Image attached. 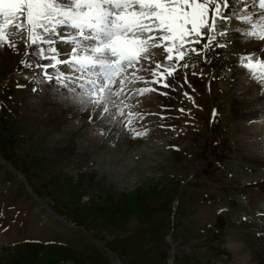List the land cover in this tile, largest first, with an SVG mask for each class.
Returning <instances> with one entry per match:
<instances>
[{
    "label": "rangeland",
    "instance_id": "rangeland-1",
    "mask_svg": "<svg viewBox=\"0 0 264 264\" xmlns=\"http://www.w3.org/2000/svg\"><path fill=\"white\" fill-rule=\"evenodd\" d=\"M44 1L27 3L36 10ZM24 4L12 2L19 18L26 11ZM33 18L31 38L36 39L48 26L39 16ZM24 23L5 24L0 40V264H243L236 245L228 241L232 232L226 211L250 195L260 196L263 185L246 183L254 180V173L237 175L231 101L219 88L232 69L229 61L242 62L249 55L229 48L220 17L204 26L201 44L182 47L179 42L174 50L182 60L166 62L168 68H178L174 106L168 104L172 121L177 120L167 135L165 145L170 147L136 157L139 174L132 183L117 181L111 169L97 171L92 162L86 166L67 142L60 154L39 134L37 126L47 121L30 115L44 110L53 98L33 99L30 93L44 89L36 67L48 49L34 43L29 49L31 38L22 35ZM193 46L199 51H192ZM53 48L59 54L68 49L61 42ZM251 57L257 61L258 55ZM21 64L32 70L24 76L28 82L21 75L25 72L16 71ZM193 66L203 76L192 75ZM121 82L130 86L128 80ZM213 109L215 120L210 119ZM156 122L149 126L158 127ZM173 148L184 153L169 154ZM118 151L110 149L107 159L118 158L113 157Z\"/></svg>",
    "mask_w": 264,
    "mask_h": 264
},
{
    "label": "bare ground",
    "instance_id": "bare-ground-1",
    "mask_svg": "<svg viewBox=\"0 0 264 264\" xmlns=\"http://www.w3.org/2000/svg\"><path fill=\"white\" fill-rule=\"evenodd\" d=\"M13 1L0 0V40L5 38L4 25L13 22H25L23 39L31 38L34 33L33 11L38 12L40 22L48 26L29 42V49L33 43L41 50L48 49L36 67L44 79V89L38 94L30 93L33 99L53 98L44 110L30 115L32 120L47 121L46 125L40 123L37 126L41 127L39 134L46 137L50 147L61 151L60 154L67 142L78 156L84 158L86 166L92 162L97 171L111 169L117 181L132 183L139 174L135 158H145L152 151L164 149L172 129L169 126L177 122L172 121L175 116L168 106H174L178 84L175 76L167 80L170 88L159 87L155 81L161 75H169L166 62L179 41L166 40L168 31L157 30L158 25L151 18L152 6L137 0H130L127 9L118 8L109 0H45L36 10L25 0L26 11L20 18L13 11ZM206 2L208 22L211 25L213 19L220 17L229 48H241V55L244 52L251 56L257 54L258 62L264 60V0ZM217 9L218 16L214 14ZM124 10L143 13L144 19L129 30L132 43L127 52L115 56L104 47L110 36L105 37L101 28L107 27L110 33L120 34L111 28V14ZM98 15L106 25L97 23ZM58 42L68 48H63L66 53L59 54L53 48ZM229 62L232 69L219 91L228 95L231 101L230 123L239 155L237 175L254 173V180L246 183H261L263 188L260 196L257 193L250 195L246 202L234 203L226 211L232 232L228 241L236 245L240 263L264 264V75L260 69L249 70L237 59ZM44 65L48 66L47 75ZM16 71L25 72L21 75L28 82L24 76L32 72L29 67L21 64ZM122 80H128L130 86L123 84ZM99 86L103 89L97 90ZM35 105V101L29 104L32 110L31 106ZM161 116L165 118L161 119ZM153 120L157 121L158 127L149 126ZM51 131L58 135H50ZM110 149L119 150L113 155L118 158L107 159ZM2 226L0 217V231Z\"/></svg>",
    "mask_w": 264,
    "mask_h": 264
},
{
    "label": "snow or ice",
    "instance_id": "snow-or-ice-1",
    "mask_svg": "<svg viewBox=\"0 0 264 264\" xmlns=\"http://www.w3.org/2000/svg\"><path fill=\"white\" fill-rule=\"evenodd\" d=\"M110 3L119 7L127 9L130 0H109ZM138 3L151 5L153 8L151 18L157 23L159 31H168V36L165 37L166 40L171 42L179 41L183 46L191 43L192 45H199L202 43V37H204V26L207 25L209 19V9L207 8L206 0H137ZM34 17L38 16L39 13L33 11L31 13ZM218 16V9L214 13ZM112 24L111 28L115 29L120 34H113L107 30V27H102L101 32L105 37H109L105 48L110 51L113 55L119 56L124 54L128 50V45L132 43L129 39V30L134 24H138L141 19H144L143 13L129 12V11H117L111 14ZM87 23V21H85ZM97 23L99 25H106V21L97 16ZM192 37H199V39H189ZM223 46V45H219ZM192 51L198 52L199 50L193 46ZM50 59V58H49ZM170 60L179 61L183 59V56H177L175 50H172V56L169 57ZM242 64L249 70H261V75H264V60L256 61L253 60L251 55L247 57H242ZM205 62L210 63L207 58ZM45 69V75H47L48 66H42ZM177 69H170L169 75L166 77L161 75L158 80L155 81L156 85L162 88H170L171 86L167 83L169 78H173ZM194 76H203V72H196L195 66H193V71L191 73ZM186 73L183 76V84H187ZM20 87V85H17ZM210 90V89H209ZM36 91V89H33ZM156 91L158 89L156 88ZM158 94L166 95V93L158 92ZM187 99L192 100V97L187 93L183 92ZM193 105H195L193 101ZM198 107V106H196ZM181 112L186 111L185 109H180ZM188 115L191 117V112L188 111ZM217 112L215 109L212 110L210 114V119L215 120ZM165 117L161 116V119ZM174 130V126H169ZM175 147V146H171ZM178 150V148L176 149Z\"/></svg>",
    "mask_w": 264,
    "mask_h": 264
}]
</instances>
